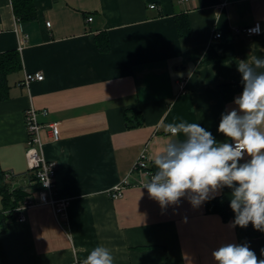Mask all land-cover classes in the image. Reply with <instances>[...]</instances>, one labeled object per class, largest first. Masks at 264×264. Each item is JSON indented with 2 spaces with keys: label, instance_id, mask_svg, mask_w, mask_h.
<instances>
[{
  "label": "crops",
  "instance_id": "obj_1",
  "mask_svg": "<svg viewBox=\"0 0 264 264\" xmlns=\"http://www.w3.org/2000/svg\"><path fill=\"white\" fill-rule=\"evenodd\" d=\"M33 2L34 17L19 20L11 0H0V52L24 40L22 67L8 75V96L0 100V186L32 184L24 121L32 107L42 125L40 152L55 161L57 195L69 202L65 217L34 204L23 221L9 222L0 235L4 264H69L97 246L110 250L113 264H217L212 253L229 243L247 244L264 259V235L247 237V227L234 226L231 189L210 193L222 196L229 212L223 216L187 197L162 207L143 188L157 171L155 156L179 139L166 131L170 123H198L217 142H231L217 129L243 91L238 63L264 57V31L246 36L233 29L256 21L264 27V0ZM181 13L189 19L185 36L175 23ZM101 35L107 50L98 47ZM26 72L44 77L20 84ZM226 84L242 89L225 97ZM128 109L141 124L127 126ZM142 151L151 174L131 171ZM250 159L245 154L240 163ZM124 179L122 195L112 197Z\"/></svg>",
  "mask_w": 264,
  "mask_h": 264
},
{
  "label": "clouds",
  "instance_id": "obj_2",
  "mask_svg": "<svg viewBox=\"0 0 264 264\" xmlns=\"http://www.w3.org/2000/svg\"><path fill=\"white\" fill-rule=\"evenodd\" d=\"M258 32L257 29L250 30ZM264 59L251 56L238 63L242 94L237 106L221 114L217 131L234 143L217 142L198 123H170L166 131L179 139L167 143L154 158L157 171L143 188L162 207L187 197L193 207L210 193L231 189L234 226L264 231ZM245 154L250 160L240 163ZM214 198V197H213ZM264 255V250H262ZM217 264H264L247 244H224L212 253ZM110 250L95 247L83 264H113Z\"/></svg>",
  "mask_w": 264,
  "mask_h": 264
},
{
  "label": "built area",
  "instance_id": "obj_3",
  "mask_svg": "<svg viewBox=\"0 0 264 264\" xmlns=\"http://www.w3.org/2000/svg\"><path fill=\"white\" fill-rule=\"evenodd\" d=\"M179 1H187V0H179ZM224 4V3H223ZM222 4V5H223ZM151 8L155 7V4L149 5ZM92 18L88 17L87 20L90 21ZM46 26H49V22L45 23ZM258 32H251L252 29H257ZM235 32L243 33L246 36L261 34L264 31V27L260 24V22L256 21L253 24L245 27H236L233 29ZM215 38L221 37V33L219 31L214 32L213 36ZM23 39L19 41L17 50L22 48ZM43 74L41 72H26L24 74L23 79L20 81V84L28 85L33 80H42ZM179 88L182 91L184 88V81H179ZM45 113V111H42ZM37 110L30 107L25 110L24 113V121L27 132V146L25 149V157L28 166L29 172H31L34 176V182H38L40 184V188L37 191V196L34 198L32 195L25 198L20 205L15 208L17 212L16 220L23 221L25 219V211L34 204H48L50 205L55 214L58 217H65L66 208L68 206L69 200L67 198H63L57 195L55 175H56V163L53 160L46 159L43 154L40 152L42 141H41V128L42 125L37 120ZM51 127V136L53 140L58 139V128L56 124H50ZM230 143H234L231 141ZM138 171L141 173H149L151 174V170L149 168L148 160L145 155V152L142 151L137 159L135 160L132 170ZM11 173H6V177H10ZM128 183L126 179L122 180L115 186L111 188L109 194L112 197H119L122 195L123 187ZM69 264H83V261L74 259Z\"/></svg>",
  "mask_w": 264,
  "mask_h": 264
},
{
  "label": "trees",
  "instance_id": "obj_4",
  "mask_svg": "<svg viewBox=\"0 0 264 264\" xmlns=\"http://www.w3.org/2000/svg\"><path fill=\"white\" fill-rule=\"evenodd\" d=\"M11 3L13 13L19 20H28L34 17L35 7L33 0H11ZM175 23L179 36H185L189 34L190 25L188 16L186 14L181 13L179 15H175ZM98 47L101 50L108 49V39L105 35H101L98 38ZM261 59H264V57H262ZM21 67V58L17 49H10L0 52V100L8 96V75L10 73L20 70ZM260 71H264V69H261ZM241 89L242 86L240 84H226L222 86V90L225 97L232 96ZM130 112L138 118H131V116L129 115ZM125 120L127 121L128 127L137 126L141 124L140 114L130 109L125 111ZM30 179L32 181V184L29 186V190L25 189L22 186H16L12 188L11 183H5V185L0 186L3 204V207L0 210V235L6 231L7 224L16 219L17 212L15 211V208L20 205V203L25 198L31 196L32 193L37 192L39 190L40 184L38 182H34V176L32 173L30 174ZM213 197H210L208 200H206V209L217 210L223 216H228L229 212L223 202L222 196ZM245 235L247 237H258L264 235V231L254 229L253 225L249 223L245 230ZM0 264H4L1 248Z\"/></svg>",
  "mask_w": 264,
  "mask_h": 264
}]
</instances>
